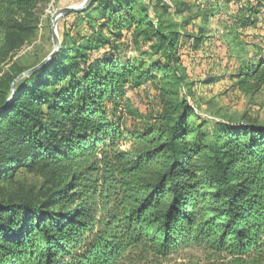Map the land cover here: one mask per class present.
<instances>
[{
	"label": "trees",
	"instance_id": "obj_1",
	"mask_svg": "<svg viewBox=\"0 0 264 264\" xmlns=\"http://www.w3.org/2000/svg\"><path fill=\"white\" fill-rule=\"evenodd\" d=\"M147 4L156 5L92 0L73 11H98L89 36L62 31L57 55L11 95L15 76L0 83V181L21 167L44 176L34 195L0 199V264H170L191 245L205 262L174 264L264 254V124L211 125L178 101L144 128L123 129L126 85L184 77L181 25ZM229 77L264 97V57Z\"/></svg>",
	"mask_w": 264,
	"mask_h": 264
},
{
	"label": "rangeland",
	"instance_id": "obj_2",
	"mask_svg": "<svg viewBox=\"0 0 264 264\" xmlns=\"http://www.w3.org/2000/svg\"><path fill=\"white\" fill-rule=\"evenodd\" d=\"M82 1L0 0V83L15 76L10 83L12 88L22 79L14 82L22 72L47 56L53 48V31L60 44L62 31L77 42L89 36L91 25L100 20L98 11L62 14L54 19L55 13L64 7H76ZM155 3L154 8L147 4V10L181 25L177 27L182 36L176 52L182 62L179 73L184 77L174 84L172 76L166 80L159 72L155 81L133 88L126 85L121 101L123 129L136 132L144 128L178 101L193 106L211 125L264 124L262 93L244 95L234 85L235 79L229 77L240 64L264 57V0H155ZM143 38L138 37V44ZM130 41L133 42L131 38ZM132 47L130 54L141 52L139 46ZM148 47L145 44L142 48ZM148 54L149 61L163 60L161 54ZM43 180V175L21 167L11 179L0 181V199L34 195ZM222 255L225 262L232 259ZM170 257V264L204 263L206 254L191 245ZM242 261L264 264V254L243 257ZM124 264H147V259L133 258L131 263Z\"/></svg>",
	"mask_w": 264,
	"mask_h": 264
},
{
	"label": "water",
	"instance_id": "obj_3",
	"mask_svg": "<svg viewBox=\"0 0 264 264\" xmlns=\"http://www.w3.org/2000/svg\"><path fill=\"white\" fill-rule=\"evenodd\" d=\"M92 0H83L80 4H78L76 7L72 6V7H64L63 9L60 10V12L55 13L54 15V19L55 17L57 18V16H60L62 14H69L73 11H78V10H82L85 7H87L89 5V3ZM55 25V23H54ZM52 41H53V48L52 50L49 52V54L47 56H45L38 64H36L34 67L22 72L14 82H16L17 80L29 76L32 73H34L36 70H38L39 68L43 67L45 64H47L49 61H51L59 52L60 48H61V44L59 41L58 36L56 35V33L53 31L52 34ZM13 93V87L11 88L10 91V95Z\"/></svg>",
	"mask_w": 264,
	"mask_h": 264
}]
</instances>
